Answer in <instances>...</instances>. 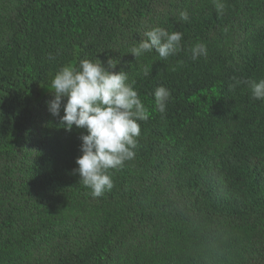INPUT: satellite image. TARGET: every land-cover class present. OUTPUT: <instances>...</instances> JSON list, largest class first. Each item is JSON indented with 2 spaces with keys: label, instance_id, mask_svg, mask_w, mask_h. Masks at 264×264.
Segmentation results:
<instances>
[{
  "label": "trees",
  "instance_id": "16d2710c",
  "mask_svg": "<svg viewBox=\"0 0 264 264\" xmlns=\"http://www.w3.org/2000/svg\"><path fill=\"white\" fill-rule=\"evenodd\" d=\"M222 2L0 0V264H264V101L246 83L264 78V0ZM153 27L181 50L136 59ZM85 58L113 59L150 113L100 197L74 171L86 130L61 124L66 98L49 111Z\"/></svg>",
  "mask_w": 264,
  "mask_h": 264
},
{
  "label": "clouds",
  "instance_id": "9594fccd",
  "mask_svg": "<svg viewBox=\"0 0 264 264\" xmlns=\"http://www.w3.org/2000/svg\"><path fill=\"white\" fill-rule=\"evenodd\" d=\"M213 3L217 13H222L225 3L222 0H213ZM180 18L188 21L187 11L181 12ZM144 37L130 49L136 59L153 50L161 59H167L181 50L183 33L179 31L153 27ZM190 51L194 61L207 55L203 43H196ZM116 65L113 59L108 60L107 67L98 59H81L77 67H61L51 82L54 98L49 102L50 113L59 116L66 98L61 124L66 131H71L73 126L86 130L87 134L80 137L82 155L77 158L78 167L74 171L80 183L92 190L93 197H100L113 188L110 169L123 167L135 157L134 149L141 132L139 121H147L150 115L135 89L136 81H129V73L123 70L111 71ZM144 74H149L147 69ZM246 83L252 99L264 101V78ZM152 94L156 110L164 114L171 99L170 90L158 86Z\"/></svg>",
  "mask_w": 264,
  "mask_h": 264
}]
</instances>
